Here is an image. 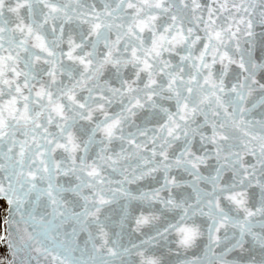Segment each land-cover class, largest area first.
<instances>
[{
	"label": "snow or ice",
	"instance_id": "obj_1",
	"mask_svg": "<svg viewBox=\"0 0 264 264\" xmlns=\"http://www.w3.org/2000/svg\"><path fill=\"white\" fill-rule=\"evenodd\" d=\"M99 4L16 0L9 10L27 8L28 19L0 22V171L13 177L0 195L21 208L31 204L35 235L26 225L21 250L35 241L37 253L59 264H96L95 255H71L87 233L97 252L107 248L120 264L125 257L160 264V238L174 235L185 253L197 245V217L209 222L217 247L221 230L240 234L208 264H232L228 256L243 249L245 236L264 248V232L252 224L264 217V62L251 59L249 72L243 55L228 51L241 53L242 37L254 36L241 12L264 24V0ZM232 65L248 74L231 80ZM222 200L243 218L230 217ZM41 205L48 210L37 216ZM114 205L121 208L116 239L107 212ZM68 223L71 240L60 238ZM129 225L137 234L160 227L120 248Z\"/></svg>",
	"mask_w": 264,
	"mask_h": 264
},
{
	"label": "water",
	"instance_id": "obj_2",
	"mask_svg": "<svg viewBox=\"0 0 264 264\" xmlns=\"http://www.w3.org/2000/svg\"><path fill=\"white\" fill-rule=\"evenodd\" d=\"M95 2L99 7V0H84L86 5ZM16 5V0H5L4 6L0 8V22H7L9 25H15L20 16H23L25 20L28 19L29 11L27 8L20 10L19 13L10 11L9 9L14 8ZM35 11V9H34ZM239 15L245 16L246 19H252L253 28L252 31L254 33L253 37H242L241 44V53H236L233 50V47L230 46L228 51L233 54V56L238 60L240 55H243L245 61L248 63L249 72L251 69V59H255L257 63L264 62V55H261V51L264 50V24L258 23V17H252L249 13L241 12ZM36 16L39 18V12L36 11ZM223 19V17H221ZM249 52L253 54L252 57L249 56ZM241 71L236 65H232V72L229 74L230 79L233 81H238L241 77L247 75ZM258 79L260 83L264 84V72H260L258 74ZM231 86V85H229ZM251 103H249V106ZM119 106L117 105L116 108ZM115 110V109H114ZM133 128L128 129V131L134 130ZM249 162H251V158H249ZM212 166L215 165L216 161L213 160L210 162ZM205 175H210L208 170L201 169ZM231 172L228 173V177L231 178ZM118 178V177H114ZM13 177L9 176L6 171H0V184L3 185L5 189L8 188L10 182H12ZM202 187H208L207 184H202ZM135 191V187L133 188ZM190 191V190H189ZM253 192H257L258 189H251ZM0 202L3 203V222H2V236H1V245L5 255L6 264H59V261H54L52 256L43 255L37 253L34 249L36 247L35 241H29L26 249L21 250V237L25 234V228L27 225V232H31L35 235V232L32 227V222L27 219L28 212L31 207V204H26L23 208L19 207L17 203H10L6 198L0 195ZM258 203L256 198H253L251 201V205L255 207ZM222 204L225 212L235 220H239L243 218V213H237L233 207L227 202L222 200ZM5 208H7V213H5ZM47 207L45 205H41V207L37 210L36 215L40 216L47 212ZM79 210V209H76ZM107 212L111 215L112 220L109 221L108 227L112 233V238L116 239V233L120 231L118 226L114 223L120 219L121 208L119 205H114L112 208L107 209ZM23 213V217L21 215ZM5 216L7 217L5 219ZM47 219V215L44 217ZM197 221L200 224H203L207 229L206 236L208 237V224L209 222L206 219H202L197 217ZM252 224L254 225L253 230L257 232H264V217H254L252 218ZM214 227V226H213ZM73 224L68 223L65 224L63 229L59 230L61 236L60 238H65L64 234L67 235V239L71 240L73 237L72 233ZM156 229H148L144 233L137 234L131 230V225L123 230V239L120 240V248L124 246L131 247L133 243H139L142 239L146 238L149 235H152ZM239 231L237 229H233L229 227L227 230H221L220 237L224 241V243L217 247L215 244L210 243L209 239L200 240L198 244L185 253L183 249L177 248L176 243L172 241L171 236L168 237L167 240L160 238L158 241V246L154 249L157 253H163L166 258V264H176L181 259L185 258H198V264H208L209 261H214L215 257L213 256V251L216 253H223L225 249H227L230 245L236 243L239 239ZM93 236H95V230L93 231ZM43 240V237H40ZM245 240L247 243L244 244L243 249L240 251L233 250V252L228 256V259L231 260L234 257L239 258L242 261L250 260L255 258V262L261 261L262 254H264V248H260L258 245L254 244L250 236H245ZM46 245H48V241H43ZM95 244L99 245L101 242L96 239L94 240ZM58 243V241H57ZM109 246L115 247V245H111V240L109 241ZM75 251L71 253V255L77 259L84 258L88 259L89 257L95 255L96 264H104L105 261H112V264H120L119 257L109 256L107 253V248H104L102 251L97 252L93 247L91 242H88L87 233H80L78 239L73 244ZM56 248H53V251H56ZM120 249L118 248V251ZM65 255V253L61 250V256ZM125 262L129 261L130 258L125 257ZM131 259H134L132 257Z\"/></svg>",
	"mask_w": 264,
	"mask_h": 264
},
{
	"label": "clouds",
	"instance_id": "obj_3",
	"mask_svg": "<svg viewBox=\"0 0 264 264\" xmlns=\"http://www.w3.org/2000/svg\"><path fill=\"white\" fill-rule=\"evenodd\" d=\"M252 102L253 101H250V103H252ZM5 213H7V208H5ZM6 218L7 217L5 216V219ZM158 227H160V225H156V226H153L151 228H145L142 231V233H144L148 229H156ZM200 230H201V233H202V236H201L200 240H206V239H208V237L206 236L207 229L205 228V226L203 224H201ZM171 238H172V241L175 243L176 237L174 235H172ZM223 243H224V241L220 237L219 246H221ZM176 245H177V248H180V246L178 244H176ZM224 251H226V249ZM155 253L160 256V264H166V258L164 256V254L163 253H157V252H155ZM231 261H232V264H257V262H255V258L250 259V260L241 261L239 258H235L234 257L233 259H231ZM258 264H264V254H262V259H261V261L258 262Z\"/></svg>",
	"mask_w": 264,
	"mask_h": 264
},
{
	"label": "rangeland",
	"instance_id": "obj_4",
	"mask_svg": "<svg viewBox=\"0 0 264 264\" xmlns=\"http://www.w3.org/2000/svg\"><path fill=\"white\" fill-rule=\"evenodd\" d=\"M3 209H4L3 203L0 202V264H6L4 251L1 245Z\"/></svg>",
	"mask_w": 264,
	"mask_h": 264
}]
</instances>
